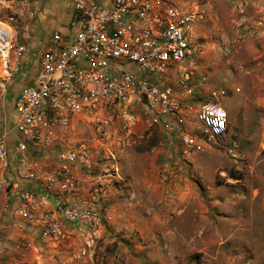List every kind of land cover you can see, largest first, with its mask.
I'll use <instances>...</instances> for the list:
<instances>
[{
  "label": "built area",
  "instance_id": "2783aa9c",
  "mask_svg": "<svg viewBox=\"0 0 264 264\" xmlns=\"http://www.w3.org/2000/svg\"><path fill=\"white\" fill-rule=\"evenodd\" d=\"M39 1L0 0V103L7 99L25 50L16 43L17 30L34 18ZM71 6L69 32L51 33L32 82L12 97L16 170L21 181L37 185V190L5 177L7 130L0 132V200L5 209L11 198L17 201L9 219L18 231L25 225L39 227L36 241L16 244L21 255L37 249L34 264L43 250L71 239L92 242L111 219L109 210L51 197L75 193L80 182L74 165L89 168L99 154L71 141L75 117L93 118L96 139L106 135L112 123L123 133H132L140 119L157 125L177 144L184 166L195 153L224 149L229 136L227 111L221 105L228 89L208 88L197 70L196 14L171 0H111L109 6L99 0H71ZM175 65L177 78L168 80ZM53 147L60 163L47 171L33 153ZM174 169L164 167L160 181H174ZM218 175L232 181L224 171ZM1 264L28 263L11 259Z\"/></svg>",
  "mask_w": 264,
  "mask_h": 264
},
{
  "label": "rangeland",
  "instance_id": "374dc122",
  "mask_svg": "<svg viewBox=\"0 0 264 264\" xmlns=\"http://www.w3.org/2000/svg\"><path fill=\"white\" fill-rule=\"evenodd\" d=\"M171 1L196 14L197 70L205 84L228 89L221 101L229 124L225 148L195 153L178 171L179 181L163 183L158 158L165 148L157 125L128 136L116 125V132L97 139L104 145L99 148L94 120H88L76 141L99 152L91 175L115 176L120 202L133 192L131 199L137 195L154 208L150 200L162 190L167 205H160L161 228L145 242L137 231L123 237L109 210L111 219L103 226L111 234L45 249L38 264H264V0ZM22 33L17 30L20 45ZM176 70L177 65L168 80L177 78ZM7 103L1 113L10 117L13 107Z\"/></svg>",
  "mask_w": 264,
  "mask_h": 264
},
{
  "label": "crops",
  "instance_id": "0c3cea01",
  "mask_svg": "<svg viewBox=\"0 0 264 264\" xmlns=\"http://www.w3.org/2000/svg\"><path fill=\"white\" fill-rule=\"evenodd\" d=\"M99 1L102 4L109 6L111 0ZM34 10V18L28 19L23 26V30L25 29L26 34L22 33L20 43L25 45V50L19 57L20 72L13 78V81L11 80L7 99H4L2 103H0V132L3 129L7 130L5 136V146L9 153V166L7 170L4 171L5 177L17 182L18 186L21 188L27 187L37 190V185L25 184L21 181V178L16 170L14 145L17 133L13 127L15 118L14 110L10 117H7L8 115L5 116V114H2L1 111L8 104L7 100L10 99V104H12V97L32 82L38 68L39 53L47 43L51 33L54 31H59L61 33L69 32L72 13L71 0H42L34 4ZM90 119L93 120V118L85 116H78L74 118L72 124L74 125L75 132L71 136V141H80L83 134L82 130H84V127L86 126L85 124ZM7 121L11 122L10 127H8L9 125L7 124ZM147 126H149V124L143 119H140L132 133H125V135L128 136L136 133L142 135L145 130H147ZM117 130L116 124L112 123L111 129L107 131L106 134L113 131L116 132ZM162 134V144L165 148V152L159 155L158 162L159 164L161 163L160 165L163 167H174V181H179L181 175L178 171H180L184 165L181 164L177 144L168 139L164 133ZM95 136L96 135H94L95 142L97 143L98 141ZM97 145H99V148H104L102 142L101 144L97 143ZM57 150L58 149L56 147L45 149L43 151L34 150L35 152L33 154L38 157L47 171H52L60 163L57 158ZM73 173L80 182L78 190L72 194H53L51 196L52 198L62 197V200L69 205H88L97 209L114 211L116 217L114 225L115 230H124L125 234L121 235L123 237H126L128 233L135 234L136 231L138 232V235L140 234V237L143 238V242L146 241V238H151L152 236L153 238L156 237V235H154L156 230L161 228L159 215L162 213V208L160 205L163 203L164 205H167V202L164 201L166 197L163 196L162 190L156 189V203L153 200H150L151 204H156L154 208L137 195L135 198L131 199V196L135 195L133 192L130 193L129 198H124V201L120 202L118 194L121 193L114 187L116 184L115 176H109V174L104 176L101 173L91 175L90 168L76 165L73 167ZM119 188L120 186H118V189ZM7 204L8 208L5 209L4 200H0V246L4 250V252L0 253V264L11 259H19L27 262L28 264H34L33 260L37 255L35 251L37 249L30 250L21 255L18 249H16V244L23 239H32L36 241L39 227L37 225H25L23 231H18L15 224H13V222L9 219V211L17 205V201L11 198ZM158 206L160 208H158ZM201 215V211H197L195 219H198ZM103 227L97 231L93 240L95 239V241H97L101 235L105 236V232H107V234L110 233L109 229ZM113 234L116 233L114 232ZM131 240L133 241L134 239ZM40 257L42 258L43 255L41 254Z\"/></svg>",
  "mask_w": 264,
  "mask_h": 264
},
{
  "label": "bare ground",
  "instance_id": "6f19581e",
  "mask_svg": "<svg viewBox=\"0 0 264 264\" xmlns=\"http://www.w3.org/2000/svg\"><path fill=\"white\" fill-rule=\"evenodd\" d=\"M10 61H13V60H12V57L10 58ZM12 70H13V69H12Z\"/></svg>",
  "mask_w": 264,
  "mask_h": 264
}]
</instances>
